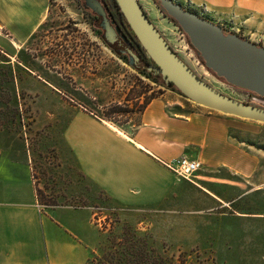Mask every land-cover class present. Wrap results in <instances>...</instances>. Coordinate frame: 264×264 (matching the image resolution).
Here are the masks:
<instances>
[{"label":"rangeland","instance_id":"374dc122","mask_svg":"<svg viewBox=\"0 0 264 264\" xmlns=\"http://www.w3.org/2000/svg\"><path fill=\"white\" fill-rule=\"evenodd\" d=\"M138 1L172 50L201 79L236 100L264 107V97L231 86L207 69L186 34L171 18L165 17L155 0ZM175 1L220 24L226 32L264 47V0H245L241 9L232 4L216 7L220 6L217 2L207 5L204 0ZM84 9L83 0H50L46 22L32 40L18 49L16 62L10 65L9 58L0 55V129L3 133L0 143L8 147V140L14 144L18 136L27 142L42 205L91 208L92 220L100 231L95 256L114 255V261L119 260L120 264H149L156 254L164 264H253L250 257L251 260L246 258V229L251 224L238 225L243 234L240 235L242 249L215 255L217 249L213 245L217 242L213 233L204 236V225L200 226L205 214L214 216V212L199 213L196 206L191 209L190 202L176 200L171 207L152 206L133 214L87 180L73 162L61 159L60 153L66 152L62 150L60 131H55L52 121L49 123L53 120L50 113L57 104L56 97L36 81L40 77L61 90L63 102L79 104L127 132L140 125V115L150 101L169 90L183 113L204 110L217 114L238 126V137L245 141L244 146L264 153L263 122L201 106L148 78L131 64L128 54L119 57L106 45L103 31L99 30L103 28L93 25ZM184 158L194 160L181 156L169 164L170 169L191 186L195 181L202 186L203 168L190 178L192 181L180 177L173 169ZM259 167L264 168V164L260 163ZM229 195L230 192L225 193L226 197ZM242 207L246 209V205ZM253 227L256 232L264 230L262 223H255ZM257 243L259 250H253H257L256 256H263L261 240ZM236 257L245 261H237Z\"/></svg>","mask_w":264,"mask_h":264},{"label":"crops","instance_id":"0c3cea01","mask_svg":"<svg viewBox=\"0 0 264 264\" xmlns=\"http://www.w3.org/2000/svg\"><path fill=\"white\" fill-rule=\"evenodd\" d=\"M204 1L241 9L245 0ZM49 10L50 0H0V55L9 58L8 64L16 62L18 49L44 25ZM36 81L56 97L49 123L60 131L66 152L61 159L73 162L109 199L133 214L171 207L176 200L190 202L199 213L214 212L205 214L200 226L204 236L213 233L215 255L242 249L238 225L251 224L246 258L264 264V255L256 256L260 240L264 252V230L253 227L264 224V168L259 167L264 153L244 146L237 125L204 110L183 113L166 90L142 111L140 125L127 132L79 104L63 102L61 90L47 79ZM14 139V144L5 139L8 147L0 143V264H87L100 243L91 208L42 205L28 144L19 136ZM181 156L203 162L202 186L196 181L191 186L170 169Z\"/></svg>","mask_w":264,"mask_h":264},{"label":"water","instance_id":"95a60500","mask_svg":"<svg viewBox=\"0 0 264 264\" xmlns=\"http://www.w3.org/2000/svg\"><path fill=\"white\" fill-rule=\"evenodd\" d=\"M119 10L153 62L147 68L161 74L167 86L173 85L187 99L212 110L264 123V107L236 100L201 79L172 50L150 20L138 0H115ZM165 17L171 18L186 34L207 69L227 84L264 97V47L228 33L223 26L185 8L175 0H156ZM101 18L106 43L115 51H124L132 65L139 57L118 35L98 0H88ZM135 64L136 66H138Z\"/></svg>","mask_w":264,"mask_h":264},{"label":"trees","instance_id":"16d2710c","mask_svg":"<svg viewBox=\"0 0 264 264\" xmlns=\"http://www.w3.org/2000/svg\"><path fill=\"white\" fill-rule=\"evenodd\" d=\"M104 1L108 5L109 11L111 13L110 15L114 19L116 24L126 31L128 38H130L131 40H134V44L137 46L138 50L141 52L142 55L145 56V52H144L143 48L141 47V45L138 42L136 36L132 32L131 28L129 27V25L127 24L125 19L123 18L116 1L115 0H104ZM97 28H99V27L97 26ZM104 42L106 43V41H104ZM106 45L109 46L107 43H106ZM109 48H111V47L109 46ZM113 51L115 53H117V55L119 57H124L121 52H118V51H115V50H113ZM145 62H146L145 68L136 66L137 67L136 69L141 70V73L142 72L145 73V75L148 78H150L153 81H155L156 83L164 86L165 88H168V89H171V90H175L176 92L180 93L173 85L167 86L164 83V80H163V77L161 76V74L155 73L154 71L148 70L147 67L150 64H153V62H151L150 60H147L146 57H145ZM148 103L149 102H147V104ZM151 251H153V250H151ZM156 255L152 256L154 261L149 262V264H154L155 262H158L157 264H164V261L162 260V258L160 257L159 259H157ZM114 260H115L114 255L111 256V255L104 254L102 257H98V256H95V255H92V257L88 260L87 264H120L121 263L119 260L118 261H114Z\"/></svg>","mask_w":264,"mask_h":264},{"label":"flooded vegetation","instance_id":"af4514ba","mask_svg":"<svg viewBox=\"0 0 264 264\" xmlns=\"http://www.w3.org/2000/svg\"><path fill=\"white\" fill-rule=\"evenodd\" d=\"M84 1V10L86 11V12H88L89 13V15H90V17H91V19H92V24L94 25V23L96 24V26H100L101 28H102V25H101V23H102V21H101V18L92 10V8L90 7V4L88 3V0H83ZM100 3H101V5L104 7V9H105V11H106V14H107V16H108V18H109V20H110V22L112 23V25H113V27L116 29V32L118 33V35L125 41V43L132 49V51L135 53V55L137 56V57H139V62H138V64L136 63V61H134L135 62V64H137L138 65V67H145V65H146V62H145V57H146V55L144 56V55H142L141 54V52L138 50V48H137V46L134 44V40H131L130 38H128V36H127V33H126V31L124 30V29H122L120 26H118L117 24H116V22L114 21V19L111 17V13H110V11H109V7H108V5L106 4V2L104 1V0H98ZM151 20V19H150ZM120 27V28H119ZM100 31L102 30L103 31V33H102V35H103V37H104V29H99ZM105 40V39H104ZM118 52H121L122 54H126V52H124V51H118ZM146 59L147 60H149L147 57H146ZM30 73H32L31 71H30ZM250 93H252V92H250ZM254 94V93H253Z\"/></svg>","mask_w":264,"mask_h":264},{"label":"built area","instance_id":"2783aa9c","mask_svg":"<svg viewBox=\"0 0 264 264\" xmlns=\"http://www.w3.org/2000/svg\"><path fill=\"white\" fill-rule=\"evenodd\" d=\"M0 34H2L1 29ZM202 168L203 164L200 160L184 158L180 160L173 169L180 177L192 181L190 178L193 177L198 171L202 170Z\"/></svg>","mask_w":264,"mask_h":264}]
</instances>
